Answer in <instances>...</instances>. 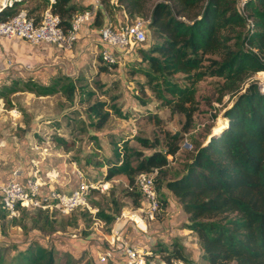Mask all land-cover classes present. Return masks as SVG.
Instances as JSON below:
<instances>
[{
  "label": "trees",
  "instance_id": "obj_1",
  "mask_svg": "<svg viewBox=\"0 0 264 264\" xmlns=\"http://www.w3.org/2000/svg\"><path fill=\"white\" fill-rule=\"evenodd\" d=\"M99 1L102 4L109 0ZM117 1L123 4L129 19L144 17L148 0ZM43 6H48V0H43ZM86 8L88 5L77 7L72 0L50 4V10L65 27L74 14ZM101 13L96 10L93 25L102 24ZM148 26L160 40L151 42L148 50L140 48V61L145 66L131 71L145 77L154 97L170 115L184 117L181 131L190 126L196 109L195 84L203 77L221 78L218 100L225 93L236 94L224 110L226 122L222 128L209 132V138L197 143L181 162V172L165 180V188L186 214L181 228L196 237L199 262L186 254L179 241H172L169 248L161 246L158 251L167 264L175 259L181 264H264V93L255 81H247L255 72L264 71V0L157 1L150 10ZM178 74L183 81L174 78ZM24 83L33 84L31 80ZM245 84L244 91L238 92ZM67 87L68 91L74 90L71 82ZM50 91L48 85H43L37 93ZM108 109L117 117L124 115L116 106L94 102L89 111L97 120L95 126L106 123ZM146 119L154 125L153 134L132 136L138 146L126 140L119 146L116 143L113 159L105 164V179L120 177L131 186L137 173L160 171L169 163L167 155L173 159L178 153L182 133L164 128L155 113ZM128 193L132 204L139 206L138 192L131 189ZM118 213V206L97 208L95 217L109 227ZM68 255L51 246L28 242L15 252L9 264H77L78 260ZM0 264H5L1 256ZM80 264L89 263L84 260Z\"/></svg>",
  "mask_w": 264,
  "mask_h": 264
},
{
  "label": "rangeland",
  "instance_id": "obj_2",
  "mask_svg": "<svg viewBox=\"0 0 264 264\" xmlns=\"http://www.w3.org/2000/svg\"><path fill=\"white\" fill-rule=\"evenodd\" d=\"M157 1L166 0L147 1L145 15L142 17L147 23L146 40L141 46L129 50V55L123 52L120 56L114 57V62L106 63L100 57L99 48L96 49V46H99H95L98 44L97 41L95 40V44L89 42L91 47H95V51L89 54L87 62L77 73L65 76L69 78L63 76L48 82L51 88L50 93L38 95L37 91L40 86L33 84L26 86L23 82L15 86L16 93L12 94L11 90H8L5 94L7 101L4 104L6 108L12 107L11 109L18 111L17 115L14 114L16 120L18 118L15 123L9 118V126L17 136L22 130L24 132L27 129L30 138L35 143L44 145L48 150L66 152V158L69 161H75L77 167L88 178H93L92 176L97 179L104 178L103 173L106 169L104 165L113 159L112 149L116 143L119 146L126 140L130 145L138 146L132 136L153 134L154 125L146 119L149 114L158 115L163 121L164 128L171 132L180 131L182 133L180 150L173 159L171 155H167L168 165L157 171L155 176L156 192L162 200V205L154 221L147 222L145 239L149 240L151 249L147 264H167L158 250L161 246L169 248L172 241L181 243L183 240V236L179 233H176L177 235L171 233L166 218L165 199L169 193L165 188V180L181 172V162L191 154L197 143L209 138V132L222 128L226 122L224 110L232 104L236 95L235 92H228L218 100L221 78L206 75L195 84L196 109L192 114L189 128L181 131L184 117L181 114L170 115L168 109L154 97L146 84L145 77L131 71L138 66H145V63L140 61V48L148 50L151 42L160 40L153 29L148 26L150 10ZM72 3L77 7L86 6L76 0H72ZM27 4L23 7L31 16H37L38 19L44 8L43 0H29ZM102 8L108 20L114 21L123 18V14H126L123 4L117 0L102 2ZM175 17L183 19L182 16L175 15ZM184 19L187 20V18ZM91 34L92 38H95L96 32ZM85 48L90 47L86 45ZM174 78L184 80L180 74L175 75ZM247 81H255L259 91L264 93V75H261L259 71L252 74ZM70 82L74 85L73 91L67 90V84ZM246 86L247 84L241 85L238 92H243ZM100 101L105 102L107 106L119 108L124 114L123 117H117L111 109H108L110 115L106 123L101 127L95 126L97 120L89 111V106ZM6 112L8 114V111ZM9 115L11 116L10 113ZM73 182L77 184L79 181L74 177ZM109 182L110 185L104 192L91 193L90 206L96 209L118 206L117 216H122L121 213L125 211V219L127 218L135 226L134 222L127 217L128 212L137 207L132 204V195L128 193L131 190L127 188L128 183L120 177H115ZM175 207L178 209L177 206ZM93 222L92 214L84 209H77L63 216L49 215L48 212L39 209L21 210L18 215L12 217L1 213L0 256L5 264H9L15 252L30 242L31 244H43L45 247H54L60 254L67 252L69 259L78 260L77 264L84 260H87L89 264H95L88 247H85L89 245L88 241L85 243V240L81 239L84 236L83 229H87L88 234L98 239L93 228L97 225ZM108 226L104 224L100 229L106 232L112 224ZM45 239L47 242H43ZM188 241L190 244L186 245V254H191L194 260L199 262L196 249L198 245L196 247L193 245L195 242L193 237ZM171 264L179 263L171 262Z\"/></svg>",
  "mask_w": 264,
  "mask_h": 264
},
{
  "label": "crops",
  "instance_id": "obj_3",
  "mask_svg": "<svg viewBox=\"0 0 264 264\" xmlns=\"http://www.w3.org/2000/svg\"><path fill=\"white\" fill-rule=\"evenodd\" d=\"M28 1L23 0L21 6L28 5ZM76 1L87 6L95 0ZM102 9H100L101 12ZM102 13L101 25H93L95 16L90 21L81 24L76 40L70 48H59L43 41L29 43L18 37L0 36V183L11 180L23 183L29 177H36L43 181L42 186L39 188V194H46L51 188L70 192L78 184L73 182V178L80 180L76 173L79 168L75 161H69L66 158V152H57L54 149H49V151L44 145L35 143L30 138L27 129L24 132L19 130L20 134L18 136L12 131L9 126V118L13 123L18 118L16 120V117L12 118L9 115V110H12V107H5L4 104L7 101L5 94L10 88L15 89L17 84L28 80H31L37 86H43L48 85V82L54 81L56 78L77 73L87 62L89 54L95 51V47L89 45V42L95 44V40L98 43L95 46L99 45L96 46V49L99 48V52L105 50L115 58L120 56L124 52L122 49L103 45L99 40V30L108 21V18ZM95 32L96 36L92 38L91 33ZM86 45L90 48L84 49ZM126 55H129V53L126 52ZM15 91H11L12 94L16 93ZM10 102L12 103L11 100ZM6 111H8V114ZM165 200L168 201L165 214L171 233L174 235L179 233L183 236L181 244L185 250L187 249V243L190 244L188 239L192 237L195 241L193 245L196 247L198 244L195 235L188 229L181 228L182 223L186 221V214L180 203L176 201L171 193L166 196ZM175 206L178 207L179 211ZM133 218L140 223L139 217L133 216ZM152 221L154 220L147 222ZM114 222L112 224H115V229L132 246L148 252L151 251L150 242L145 239V233L133 226L127 218L120 219L117 223ZM81 239L85 240V243L88 241L89 245H85V247H88L95 264H123L125 255L116 250H113L111 256L104 262H100L98 255L104 245L92 234L87 233ZM45 241L47 242V239L43 240V242ZM196 249L198 253V247ZM69 253L71 252L69 251Z\"/></svg>",
  "mask_w": 264,
  "mask_h": 264
},
{
  "label": "built area",
  "instance_id": "obj_4",
  "mask_svg": "<svg viewBox=\"0 0 264 264\" xmlns=\"http://www.w3.org/2000/svg\"><path fill=\"white\" fill-rule=\"evenodd\" d=\"M22 0H0V36L18 37L29 43L43 41L53 44L59 48H70L75 41L81 24L90 21L97 9H102L99 0H95L88 8L72 16L70 24L63 26L57 14L50 10V4L55 0H48V6L43 9L38 19L29 15L25 8L19 6ZM9 14L10 10H14ZM99 40L101 44L124 52L141 46L146 40V20L139 18L130 20L124 13L123 18L108 20L99 30ZM100 56L106 63L114 62L115 58L105 50L100 52ZM12 111V112H11ZM11 117H15L18 111L9 110ZM79 177L78 184L70 191L63 192L59 189L51 188L46 194H39V188L43 181L36 177H29L25 182L8 181L0 183V214L4 213L8 217L16 216L21 210L39 209L48 212L49 215H68L77 209L88 210L92 214L94 224V234H97L98 241L104 245L99 252L98 259L104 262L111 256V252L116 250L125 255L123 264H147V257L150 252L132 246L115 229V224L103 232L100 228L105 222L95 217L96 208L90 206L89 197L91 192H104L110 185L109 180L95 177L88 178L77 169ZM157 170L152 172H139L134 178L133 184L127 185L128 189H134L140 196V205L132 208L128 212L129 220H132L140 231L147 233V221L154 220L161 210L162 202L158 199L154 177ZM125 211L122 216H116L115 221L125 218ZM133 216L139 217L140 223L135 221ZM96 232V233H95ZM172 263L181 264L180 260H171ZM171 262L169 264H171Z\"/></svg>",
  "mask_w": 264,
  "mask_h": 264
},
{
  "label": "bare ground",
  "instance_id": "obj_5",
  "mask_svg": "<svg viewBox=\"0 0 264 264\" xmlns=\"http://www.w3.org/2000/svg\"><path fill=\"white\" fill-rule=\"evenodd\" d=\"M261 73V75H264V72L263 71H259ZM136 221V220H135Z\"/></svg>",
  "mask_w": 264,
  "mask_h": 264
}]
</instances>
